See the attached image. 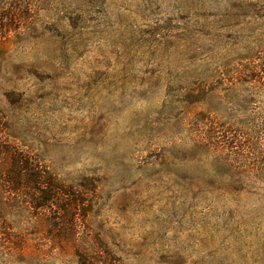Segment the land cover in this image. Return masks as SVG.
<instances>
[{
  "label": "rangeland",
  "instance_id": "1",
  "mask_svg": "<svg viewBox=\"0 0 264 264\" xmlns=\"http://www.w3.org/2000/svg\"><path fill=\"white\" fill-rule=\"evenodd\" d=\"M0 8L4 138L80 198L0 201V264H264V0Z\"/></svg>",
  "mask_w": 264,
  "mask_h": 264
},
{
  "label": "trees",
  "instance_id": "2",
  "mask_svg": "<svg viewBox=\"0 0 264 264\" xmlns=\"http://www.w3.org/2000/svg\"><path fill=\"white\" fill-rule=\"evenodd\" d=\"M12 16L14 13L8 15L3 9L0 11V35L11 27ZM5 125L0 114V201L21 196L35 216L54 208L66 212L70 209V225L74 227L79 196L57 180L39 158L5 140ZM4 206L5 202H1L0 209ZM78 258L83 261L81 263H86V256L78 255Z\"/></svg>",
  "mask_w": 264,
  "mask_h": 264
}]
</instances>
